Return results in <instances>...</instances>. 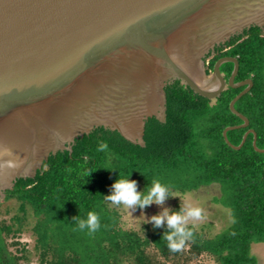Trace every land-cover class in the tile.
Segmentation results:
<instances>
[{"label":"water","instance_id":"95a60500","mask_svg":"<svg viewBox=\"0 0 264 264\" xmlns=\"http://www.w3.org/2000/svg\"><path fill=\"white\" fill-rule=\"evenodd\" d=\"M264 30V0H0V197L35 179L60 152L104 128L145 147L147 122L167 121L166 88L179 82L217 104L239 61L206 58L251 28ZM234 65L226 80L221 67Z\"/></svg>","mask_w":264,"mask_h":264},{"label":"trees","instance_id":"16d2710c","mask_svg":"<svg viewBox=\"0 0 264 264\" xmlns=\"http://www.w3.org/2000/svg\"><path fill=\"white\" fill-rule=\"evenodd\" d=\"M219 52L211 69L221 58H236V83L253 81L251 91L235 105L249 126L229 131L227 138L238 147L253 130L256 146L264 150V33L251 28ZM233 69V64H226L222 72L228 78ZM244 89H229L211 106L176 82L166 88V123L155 118L147 122L145 147L100 128L78 139L72 154L51 156L46 170L35 179L18 180L4 204L0 202V210L17 204L11 222L0 221V264L29 262L30 252L13 254L6 240L23 233L30 221L40 264H201L204 255L216 264H259L252 246L264 244V154L255 150L253 134L240 150L232 149L223 136L227 128L243 124L230 103ZM102 145L107 147L101 150ZM127 177L142 198L154 181L166 186L167 194L218 185L221 197L214 201L230 215V223L214 235L186 225L192 237L179 252H171L164 240L174 231L168 225L153 221L139 231L120 226L121 216L107 197L114 194V184ZM90 212L101 224L91 235L78 230L79 221Z\"/></svg>","mask_w":264,"mask_h":264},{"label":"rangeland","instance_id":"374dc122","mask_svg":"<svg viewBox=\"0 0 264 264\" xmlns=\"http://www.w3.org/2000/svg\"><path fill=\"white\" fill-rule=\"evenodd\" d=\"M136 191L140 193L138 188H136ZM220 197V186L212 185L188 194H180L178 192L166 194V199L162 204L153 202L142 209H139L138 205L128 208L122 204L115 205L112 202H110V206L119 212L121 216L120 226L126 230L134 231H139L145 223H152L154 221L153 217L162 216L166 211L169 214H173L180 213L183 208L189 206L199 208L201 210V218L198 220L190 219L187 225L195 226L208 235H214L226 228L230 223V215L227 214L224 207L216 204L214 201L215 198ZM5 198L6 196L3 198L0 197V202L3 203ZM16 210L17 204L15 202L5 204L0 210L2 212L0 221L2 220L9 224ZM162 224L168 225L166 219ZM26 226L27 229L20 235L7 238L6 242L9 246V251L21 256L23 252L20 251L25 249L26 252L31 253H29L30 259L29 262L23 260L21 264H40L34 249L36 241L32 232L33 221H30ZM28 253H26L27 256H29ZM252 253L257 257L259 264H264V244H254L252 246ZM201 262V264H216L212 258L205 255L202 257Z\"/></svg>","mask_w":264,"mask_h":264},{"label":"clouds","instance_id":"9594fccd","mask_svg":"<svg viewBox=\"0 0 264 264\" xmlns=\"http://www.w3.org/2000/svg\"><path fill=\"white\" fill-rule=\"evenodd\" d=\"M107 145H102L101 150ZM85 175H88L87 173ZM130 177V176H129ZM129 177L120 178L114 184V194L107 197L115 205H124L128 208L139 205L144 207L153 202L162 204L166 199L168 189L161 183L154 181L153 186L149 189L148 194L137 193L136 185L131 182ZM201 218V210L191 206L183 208L180 213L169 214L167 211L162 216L153 217L156 225H161L166 219L168 227L174 229L171 234H166L164 240L168 242V248L171 252H179L185 244V241L192 237V232L186 229V225L190 219L198 220ZM101 227L99 218L96 214L89 213L86 219H82L78 223V230L85 231L89 235L98 231Z\"/></svg>","mask_w":264,"mask_h":264},{"label":"flooded vegetation","instance_id":"af4514ba","mask_svg":"<svg viewBox=\"0 0 264 264\" xmlns=\"http://www.w3.org/2000/svg\"><path fill=\"white\" fill-rule=\"evenodd\" d=\"M262 32L264 33V30H262ZM228 44V43H227ZM227 44H225V45H222V46H220V47H217L216 49H215V51L214 52H212L209 56H207V58H206V66H207V68H208V70L210 71V72H212L213 71V69H214V67H213V69H211V67H210V63H211V61L216 57V56H218L219 54H220V52H219V49H221V48H224L225 50H227ZM228 64H231V63H228ZM226 65V64H225ZM224 66V65H223ZM222 66V67H223ZM222 67H221V72H222ZM233 72V71H232ZM223 73V72H222ZM224 75H225V78H226V80H229L230 79V77H231V75H232V73H231V75L227 78V76H226V74L225 73H223ZM238 76V75H237ZM236 79H237V77H236ZM235 82H236V80H235Z\"/></svg>","mask_w":264,"mask_h":264}]
</instances>
